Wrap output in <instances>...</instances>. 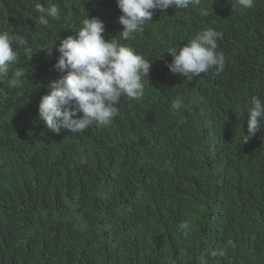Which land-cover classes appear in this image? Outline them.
<instances>
[{"label": "trees", "instance_id": "16d2710c", "mask_svg": "<svg viewBox=\"0 0 264 264\" xmlns=\"http://www.w3.org/2000/svg\"><path fill=\"white\" fill-rule=\"evenodd\" d=\"M36 3L56 5L60 19L39 24ZM120 15L115 0H0V31L26 42L0 76V264H264V117L247 143L241 134L252 98L264 101V0L156 10L130 40ZM86 16L153 61L149 84L121 97L107 126L54 133L38 103L60 75L58 38ZM206 28L222 33L223 71L172 74L167 48Z\"/></svg>", "mask_w": 264, "mask_h": 264}, {"label": "clouds", "instance_id": "9594fccd", "mask_svg": "<svg viewBox=\"0 0 264 264\" xmlns=\"http://www.w3.org/2000/svg\"><path fill=\"white\" fill-rule=\"evenodd\" d=\"M121 12L117 23L122 30L119 36L130 40L135 33L142 32L143 26L152 20L156 10L168 8L188 9L198 7L201 0H115ZM239 6L251 9L255 0H237ZM39 13L38 22L43 26L49 19H60V10L56 5L44 7L35 4ZM207 15V10L203 11ZM103 22L93 16L82 21V26L74 35L58 38L55 50L59 53L53 67L60 73L59 78L47 85V94L40 97L37 117L47 130L59 133H83L94 124L107 126L118 114L120 98L139 99L144 92L153 61H148L137 54L131 47L121 44L116 36L105 40ZM222 33L212 28L203 29L195 34L183 46L173 45L167 48L172 57L166 67L172 74L192 80L202 73L215 69L219 74L224 69L225 58L217 51L218 39ZM22 36L16 32L0 31V76L9 73L10 64L18 60L13 45H23ZM53 44V45H54ZM44 49L52 55V48ZM165 52V51H164ZM161 57V56H160ZM25 73L17 70L16 77ZM15 80L10 81L14 85ZM183 98L171 101V110L180 115ZM264 117V101L253 97L247 109V135L242 134V143L261 130V118ZM184 235H188L189 223L182 221L177 225ZM224 249L211 253L213 257H224Z\"/></svg>", "mask_w": 264, "mask_h": 264}]
</instances>
